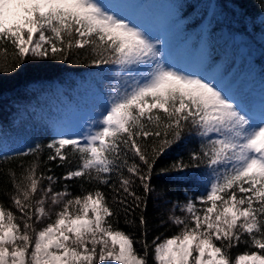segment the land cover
I'll return each mask as SVG.
<instances>
[{
	"label": "snow or ice",
	"instance_id": "6c2138e0",
	"mask_svg": "<svg viewBox=\"0 0 264 264\" xmlns=\"http://www.w3.org/2000/svg\"><path fill=\"white\" fill-rule=\"evenodd\" d=\"M159 44L104 0H0V52L12 48L6 70L30 59L115 64L130 81L94 130L48 142L46 162L39 143L15 154L16 212L0 204V264H264V121L254 124L213 79L164 63ZM186 133L199 137V148L160 169H204L199 195L181 204L157 189L153 175ZM41 163L48 173L52 165L67 170L38 175ZM61 179L93 187L55 191ZM49 197L54 213L46 211ZM150 201L186 213L167 216L179 232L148 240Z\"/></svg>",
	"mask_w": 264,
	"mask_h": 264
},
{
	"label": "rangeland",
	"instance_id": "374dc122",
	"mask_svg": "<svg viewBox=\"0 0 264 264\" xmlns=\"http://www.w3.org/2000/svg\"><path fill=\"white\" fill-rule=\"evenodd\" d=\"M104 4L140 27L151 39L159 40L158 50L164 63L213 79L254 124L264 121V81L257 82L247 65L252 58L264 55V13L255 20L244 18V34L233 36L238 42L235 52L228 50L231 39L228 24L237 23L238 17L231 5L228 12L217 0H206L201 24L189 29L169 0H104ZM217 19L220 23L214 28L211 23ZM213 50L220 59L210 60ZM126 83H130L128 73L116 65L78 77L73 81L74 89L65 91L63 86L55 85L42 92L41 113L36 115L34 123L14 126L8 134H0V156L33 146L41 133H46L40 128L46 119L51 123L49 131L55 138L87 135L96 127L117 89L123 91ZM68 94L77 96L75 101H68ZM26 116V112L19 113L13 119L18 121ZM200 190L201 184L197 195Z\"/></svg>",
	"mask_w": 264,
	"mask_h": 264
},
{
	"label": "trees",
	"instance_id": "16d2710c",
	"mask_svg": "<svg viewBox=\"0 0 264 264\" xmlns=\"http://www.w3.org/2000/svg\"><path fill=\"white\" fill-rule=\"evenodd\" d=\"M177 6L181 12V15L186 19L188 26L197 27L200 23L201 16L205 13L204 3L206 0H170ZM218 3L228 9L230 7L237 10L238 17L237 23L230 22L228 24V30L231 35L235 33H242L245 29V19L255 20L260 14L264 13V7H262L261 0H217ZM228 12L229 9H228ZM219 20L213 22V25H218ZM232 24L236 25L233 26ZM238 26V27H237ZM243 26V27H241ZM67 39V37L65 38ZM75 53L76 50L74 49ZM75 58V57H74ZM12 60V48L9 45L7 53L0 52V134H8L14 126H22L26 123H34L37 114L41 113L39 105L42 99V92L54 87L55 84H61L65 89L73 88L72 81L75 77L83 75L90 70L109 68L112 65L94 67L89 66L87 63L73 64V63H61L55 60L36 61L30 59L27 63L21 66L20 69L15 72L10 69H5L6 62L10 63ZM250 68L254 74V77L260 79L264 78V57L260 59H253ZM35 105V106H34ZM33 107L32 110L30 108ZM38 107V108H37ZM27 113L26 118L15 121L13 118L19 113ZM49 119H46L42 124V129L45 130V134L41 133V136L35 141L34 145L41 144L44 146L41 152L42 161L46 162L49 150L46 144L50 142L54 137L49 131ZM200 145L199 137L195 133L189 135L185 134V139L179 145L173 147L166 154H164L157 163L156 172L153 175V184L157 189H167L168 198L173 201H179L181 204L185 202L186 197L195 196L199 192L202 173L204 169L189 168L183 173H177L175 171H167L163 174L160 173L161 168L168 167L175 159L180 156L185 158L187 162V156L189 150L198 149ZM18 153V152H16ZM7 156H13V160H5L4 157H0V204L6 206L16 212L15 205L12 204L9 195L12 192L11 185V172L15 171L19 175V168L17 165L20 163L21 158L15 157V154ZM34 158L28 157L27 162H31ZM53 172L48 173L47 168L44 167V163H41V167L38 170L43 171L45 175L52 174L54 176L62 175L67 169L62 167H55L52 165ZM65 184L68 185V191L73 194H84L86 190L92 189L93 185L88 183H82L77 179L74 181L59 180L53 188L55 191L65 190ZM44 187H47V181H45ZM39 194L35 199H39ZM71 198V197H69ZM50 197L46 203V211L53 212L58 210L50 207ZM171 205H164L156 201H150L147 211V217L149 220V233L148 240L151 241L153 237L159 236L161 241L164 238L170 237L180 231V228L167 220L169 214L175 216H186L185 212L179 210L169 211ZM19 215V213H16ZM55 217L52 216L54 221ZM164 223H161V220ZM47 222V221H46ZM44 225H37V228ZM122 229L126 231H132L131 228H127L122 222L120 224ZM138 235V233H137ZM244 246L241 245L238 248L233 249V256L243 253Z\"/></svg>",
	"mask_w": 264,
	"mask_h": 264
}]
</instances>
